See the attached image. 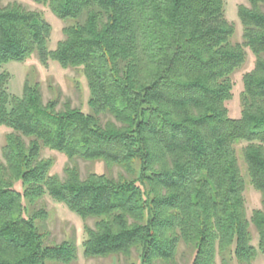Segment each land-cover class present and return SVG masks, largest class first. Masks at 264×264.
Returning a JSON list of instances; mask_svg holds the SVG:
<instances>
[{"label":"trees","instance_id":"1","mask_svg":"<svg viewBox=\"0 0 264 264\" xmlns=\"http://www.w3.org/2000/svg\"><path fill=\"white\" fill-rule=\"evenodd\" d=\"M32 1L64 22L63 39L52 48L42 13L0 6V67L36 55L46 68L82 70L91 112L61 95L45 102L30 80L15 96L0 72V126L11 130L0 159V264L77 262L75 239L48 245L40 229L48 197L93 220L86 258L138 251L141 264H170L181 244L196 250L192 264L264 255V0L239 6L241 42L227 0ZM249 52L254 68L232 118L233 78ZM44 149L68 158L64 179ZM241 159L262 195L251 217ZM76 160L124 175L83 177Z\"/></svg>","mask_w":264,"mask_h":264},{"label":"rangeland","instance_id":"2","mask_svg":"<svg viewBox=\"0 0 264 264\" xmlns=\"http://www.w3.org/2000/svg\"><path fill=\"white\" fill-rule=\"evenodd\" d=\"M18 3L26 7L30 11L42 13L44 18L52 26V41L51 46L55 48L60 40L63 39L64 22L58 19L51 10L32 0H0V6H7L9 4ZM247 5L246 0H227L226 14L229 21L236 26L235 39L241 42L243 34V26L239 19L238 8L240 5ZM255 59L249 52L248 62L246 65L234 75V96L228 103L229 114L232 118H239L241 114L240 95L243 91V75L250 72L254 68ZM7 71L11 75L9 84V91L15 96H21L23 93L24 84L27 80L30 82H39L42 88L45 102L52 99L60 98L62 104L65 101H70L72 107L79 108L85 113H90V89L87 79L82 70L65 69L58 63L50 62L49 66L44 67L39 58L35 55L31 59L20 63L10 62L9 64L0 67V72ZM62 106V105H61ZM11 133V130L0 126V159H3V149L6 145V137ZM241 147V146H240ZM239 147V155L241 156V148ZM42 158L51 160L53 168L51 174L58 175L64 179V169L69 164L68 158L59 152L44 149L42 151ZM76 164L81 171L83 177L89 173L110 174L118 177L124 172L118 168L109 169L102 162H84L76 160ZM245 184V198L248 216L251 217L253 211L262 208V195L257 192L251 185L249 177L246 176L245 166L241 159L240 161ZM44 209L46 212V220L38 221L40 229L47 234L48 245H58L67 240H76L78 248V260L73 264H141L140 253L134 251L130 259H126L120 255H111L103 258H86L84 256L83 242L85 240L84 226L87 224L93 227V220L84 222L78 215L73 213L64 203L57 202L50 197L46 198ZM253 235V245L258 246V234L255 228L251 227ZM196 250L193 247L181 244L178 254L174 262L170 264H192ZM47 264H61L54 261H49ZM220 264V263H219ZM234 264H241L235 261ZM252 264H264V255L257 254Z\"/></svg>","mask_w":264,"mask_h":264}]
</instances>
